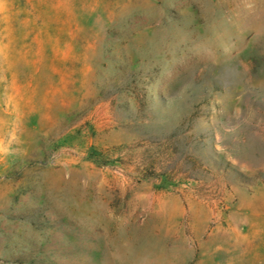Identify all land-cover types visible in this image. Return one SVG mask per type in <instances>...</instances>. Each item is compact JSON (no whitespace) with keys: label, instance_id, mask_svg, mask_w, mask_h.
Here are the masks:
<instances>
[{"label":"rangeland","instance_id":"obj_1","mask_svg":"<svg viewBox=\"0 0 264 264\" xmlns=\"http://www.w3.org/2000/svg\"><path fill=\"white\" fill-rule=\"evenodd\" d=\"M0 264H264V0H0Z\"/></svg>","mask_w":264,"mask_h":264}]
</instances>
